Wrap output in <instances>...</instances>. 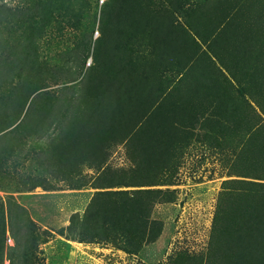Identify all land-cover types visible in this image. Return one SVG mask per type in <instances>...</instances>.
<instances>
[{"label":"trees","instance_id":"1","mask_svg":"<svg viewBox=\"0 0 264 264\" xmlns=\"http://www.w3.org/2000/svg\"><path fill=\"white\" fill-rule=\"evenodd\" d=\"M160 1L156 5L154 0H104L102 4L100 0H21L14 7L0 1V62L8 46L19 53V81L13 84L14 90L0 83V183L6 168L25 167L26 160L43 171L27 191L53 190L52 179L84 188L93 185L92 179L117 177L121 183L96 186L106 189L95 191L84 212L73 215L71 229L80 241L120 244L127 240L119 247L128 252L156 242L164 231V221L156 218L155 209L175 202L176 189L140 187L163 184L158 181L161 174L156 163L164 167L186 134L181 113L175 118L166 112L173 118L170 131L175 141L167 137V117L156 115L160 118L156 123L151 93L156 63L140 62L134 42L144 35L155 53L173 56L172 42L159 47L154 41L166 37L165 33L175 37L179 16L189 17L194 10H208L205 17L210 27L213 19L216 27L227 21L253 27L247 23L252 20L250 0ZM41 40L59 47L58 57L40 61ZM36 92L44 97L33 117L25 121L21 119L24 107ZM33 134L36 144L27 149ZM248 138L253 142L237 147L255 150L256 180H234L238 186L234 195L221 192L212 244L205 256L208 262L203 255L188 258L187 264H264V125L250 129ZM118 145L127 149L128 168L109 165ZM86 168H94V175H87ZM122 185L139 188H114ZM22 191L16 187L0 193V264L41 261L37 255L42 233L15 196ZM9 236L14 241L11 245ZM175 264L184 262L177 258Z\"/></svg>","mask_w":264,"mask_h":264},{"label":"rangeland","instance_id":"2","mask_svg":"<svg viewBox=\"0 0 264 264\" xmlns=\"http://www.w3.org/2000/svg\"><path fill=\"white\" fill-rule=\"evenodd\" d=\"M1 1V0H0ZM104 0H100V4ZM156 1V5L161 3ZM196 0H191L195 3ZM234 0H227L228 3ZM8 6L14 7L21 0H2ZM162 5V4H161ZM195 4L192 5V7ZM215 8H219L215 6ZM249 11L252 12V20H247V23L252 22L253 27H245V24L240 26L234 22L230 25L227 21L224 26H219V31H224V27H244L239 32L240 38H262L264 35V0H250ZM189 17L179 16L181 24L176 25L179 28L178 34L175 37L158 38L154 41L159 47L173 43V56L170 54H157L151 49L146 36L141 35L134 42L136 56L140 62L154 61L156 63V81L152 87L151 93L154 95V104L152 113L167 117V127L165 129L168 134V139L171 138L173 132V118L167 115L166 103L169 86L175 79L180 76L185 62L188 60L196 61L203 53V43L206 38L212 36L216 31V19L211 22L210 27L207 15L208 10L196 12ZM234 17V9L232 15ZM230 16V17H231ZM203 20L205 23H203ZM200 27H210L200 30ZM98 33V32H96ZM217 34V33H215ZM98 35V34H96ZM234 37V40H239ZM39 46V60H52L58 57V50L54 45H51L46 40H41ZM181 45H184L181 47ZM15 50V48H14ZM190 51V55L185 56V53ZM195 53V54H194ZM194 56V57H193ZM0 62V83H3L10 90L13 89V84L18 83V66L16 64L19 53L12 50L11 47H6L2 52ZM158 58V61H157ZM164 58V61L163 59ZM191 58V59H190ZM92 63L91 59L87 65ZM147 68V65H141ZM57 87V86H55ZM48 89H51L49 87ZM46 90V89H44ZM44 97V93L36 92L28 100L24 107L21 119L32 118L38 103ZM165 104V105H164ZM156 116V118H158ZM160 118L155 119L158 124ZM21 121V120H20ZM56 126V125H55ZM50 132H53L56 127ZM165 127V126H164ZM163 128V127H162ZM184 139L182 140V148H177L170 157V160L160 167L156 163L161 174L158 181H163V184L145 185L140 188H171L176 189L175 202L158 205L155 209V216L164 221V231L156 242L136 247L134 252L125 251L119 245L129 243L127 240L122 243H112L108 240L94 239L93 241H80L73 235L71 224L72 217L76 213L82 214L90 202L95 191L106 188H96V186H106L114 183H121L117 177L106 175L101 179L91 180L93 185H88L84 188H72L67 182L51 180L54 184L53 190H45L42 187L27 191V186L43 175V171H38L35 167H31V160H26V166L18 165L16 168L9 167L5 169V179L0 186V189L25 190L20 193H15L18 200L29 210L30 215L39 226L42 233L41 244L38 250V257L41 261L37 264H175L177 258L181 259L184 264H187L188 258H199L207 255L210 252L212 244L213 222L218 208V202L221 192L225 191L228 195H234V180L246 179L256 180L253 178L255 172V150H241V146L235 148L234 145V161H223L221 158L218 162V155H210L209 159H205L200 151L192 150L191 144L188 142V132L184 130ZM32 133V132H30ZM36 135L30 136L27 149L36 144ZM174 139L173 141H175ZM190 140V139H189ZM46 139H43L45 143ZM255 142V138H254ZM177 144V143H176ZM262 148V146H260ZM196 148V146H195ZM264 149V146H263ZM264 153V152H263ZM33 154V150H32ZM166 154V158H167ZM226 159V158H225ZM31 161V162H30ZM203 161V163H202ZM163 162V161H162ZM131 164L127 149L123 145H118L115 151L109 158V165L112 168H128ZM127 171H130L128 169ZM87 175H94V168H86ZM233 173V174H232ZM2 174V173H1ZM241 175H245L243 177ZM264 176V173L261 174ZM122 181V180H121ZM25 183V184H24ZM115 189H138L136 186H120ZM0 190L2 195L5 191ZM8 243H14L9 236ZM204 262H208L206 258ZM195 263V262H194ZM8 264V261L6 262Z\"/></svg>","mask_w":264,"mask_h":264},{"label":"crops","instance_id":"3","mask_svg":"<svg viewBox=\"0 0 264 264\" xmlns=\"http://www.w3.org/2000/svg\"><path fill=\"white\" fill-rule=\"evenodd\" d=\"M229 26L219 33L217 27L203 43L204 53L185 62L166 103L168 115L181 113L192 150L204 160L218 155V162L234 161V145L253 142L249 130L264 125V35L240 38L244 27Z\"/></svg>","mask_w":264,"mask_h":264}]
</instances>
